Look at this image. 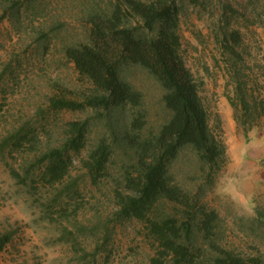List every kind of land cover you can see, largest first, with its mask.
<instances>
[{
	"label": "rangeland",
	"instance_id": "374dc122",
	"mask_svg": "<svg viewBox=\"0 0 264 264\" xmlns=\"http://www.w3.org/2000/svg\"><path fill=\"white\" fill-rule=\"evenodd\" d=\"M174 1L181 55L199 85L211 132L226 146V161L209 181L208 169L185 148L171 165L172 182L219 215L213 243L264 263V0ZM116 2L0 0V235L12 236L0 264H148L160 251L148 221L119 213V195L131 193L128 179L136 175L134 152L124 141L131 109L54 105L85 103L92 94L67 51L89 43L94 14ZM237 73L252 106L247 117L235 97ZM123 76L142 95L136 108L145 116L142 134H155L170 118L163 90L140 66L126 67ZM83 121V148L68 151L67 175L49 183L44 153L66 147L68 124ZM100 141L111 154L94 176L85 163ZM172 215L182 219L181 206L161 201L149 218ZM192 240L198 258L215 255L197 227Z\"/></svg>",
	"mask_w": 264,
	"mask_h": 264
},
{
	"label": "trees",
	"instance_id": "16d2710c",
	"mask_svg": "<svg viewBox=\"0 0 264 264\" xmlns=\"http://www.w3.org/2000/svg\"><path fill=\"white\" fill-rule=\"evenodd\" d=\"M91 24L89 43L69 49L67 55L79 74L90 81L92 94L85 103L61 99L54 101V105L69 110H81L84 106L94 110L131 109L124 141L134 152L136 175L128 179L131 193L119 195V213L124 218L148 221L150 233L160 246L158 255L148 264H165L168 258L172 264H264L258 259H243L213 243L219 215L206 210L196 196L172 182L171 165L185 148H190L208 169L209 181H213V175L226 161V146L211 132L199 85L181 55L177 3L174 0H117L112 8L94 14ZM230 37L239 44L238 32H232ZM231 51L237 56L235 50ZM132 65L145 70L163 90L162 102L170 118L155 134H142L145 116L136 109L142 95L123 76L125 68ZM234 79L235 97L247 117L252 110L251 103L238 73ZM229 99L237 114L239 106ZM259 106L264 113L263 99ZM253 111H258V107ZM87 126V121L70 122L66 147L44 153V176L49 183L59 182L67 175L72 163L68 151L79 152L83 148ZM110 154V146L100 141L89 153L86 167L94 176L100 175ZM161 201L179 204L182 219L173 215L161 220L149 218ZM195 227L215 252L213 257L202 259L193 253ZM11 239L10 233L0 235V251Z\"/></svg>",
	"mask_w": 264,
	"mask_h": 264
}]
</instances>
